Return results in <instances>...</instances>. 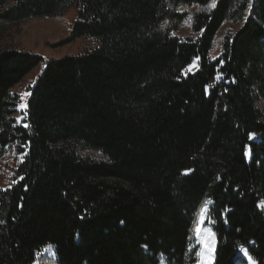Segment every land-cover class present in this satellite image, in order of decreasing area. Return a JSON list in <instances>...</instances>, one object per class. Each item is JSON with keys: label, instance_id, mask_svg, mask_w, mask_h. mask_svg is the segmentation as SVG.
I'll use <instances>...</instances> for the list:
<instances>
[{"label": "trees", "instance_id": "1", "mask_svg": "<svg viewBox=\"0 0 264 264\" xmlns=\"http://www.w3.org/2000/svg\"><path fill=\"white\" fill-rule=\"evenodd\" d=\"M210 3L0 0V27L75 7L63 40L96 43L0 50V264H195L206 199L213 264H245L242 247L264 264V0ZM42 63L24 128L13 88Z\"/></svg>", "mask_w": 264, "mask_h": 264}, {"label": "rangeland", "instance_id": "2", "mask_svg": "<svg viewBox=\"0 0 264 264\" xmlns=\"http://www.w3.org/2000/svg\"><path fill=\"white\" fill-rule=\"evenodd\" d=\"M76 18H77V8L70 7L68 12L64 16H62L59 21L57 20V18H53V17H40V18L28 19L5 27H0V50L6 47L17 48V49L24 48L34 53L41 54L47 59L60 58L67 55L76 54L78 52L86 51V49L96 45V43L93 40L75 39L70 42H67V40H63L67 37L69 33L67 30H65L66 27L64 22L73 23V21ZM53 22H56L55 26H53ZM59 23H62L64 27L63 26L61 27ZM228 27L229 24H224L225 29H228ZM237 28L238 26L233 27L234 30H236ZM42 66L43 63L37 66L34 70H32L26 76V78H24L20 83H18L13 88V92L18 94V98H19L18 104L21 102L20 94L24 92H28L29 85L33 84ZM27 98L28 96L25 99L27 100ZM15 116L17 117L22 116V112L18 111L15 114ZM251 139L256 141L259 140L258 136L254 133L251 134ZM248 154L250 157L251 156L250 151H248ZM13 163H14V158L12 151H11V155L0 158V180H6L5 173L6 171L10 170L11 164ZM262 201H264V198L261 200V202ZM212 206H213V201L212 204L209 206L210 216H211ZM198 212L199 210L197 211V213ZM211 219L212 221H214L212 216ZM214 226H215V221L210 224L207 223L206 221V229H210L211 232L213 233H214ZM194 227H195V221L192 228V234ZM208 239L212 242L211 237H209ZM193 243H195V245H199L198 251L202 249L203 246L200 243H198L194 234H193ZM48 245H46L45 248ZM242 248L248 253V255L251 256L247 247H242ZM242 248L239 249L238 255L244 258V260L246 261L245 264H249L248 257L245 256L244 252L241 251ZM52 252H47V253L49 255H52ZM252 260L256 262L255 259H253V257ZM34 264H39V263L38 261H36ZM161 264H168V263L166 259L162 258ZM255 264H257V262Z\"/></svg>", "mask_w": 264, "mask_h": 264}, {"label": "snow or ice", "instance_id": "3", "mask_svg": "<svg viewBox=\"0 0 264 264\" xmlns=\"http://www.w3.org/2000/svg\"><path fill=\"white\" fill-rule=\"evenodd\" d=\"M215 2L216 0H211V3L209 4V8H212L215 6ZM201 32H203V29H201ZM172 35H175V33H172ZM211 59L216 60L217 57L216 56H211ZM199 60L200 57L196 56L193 57L192 63L190 65H188V67L184 70V74H187V72L191 71L193 68H198L199 67ZM220 63L222 64L223 61L221 60ZM222 77V73H218L216 76V79L219 80ZM208 88H211L212 85H208ZM30 95V93L28 92H24L20 94V103L16 106V111H20L23 112L22 116L17 117V124L21 125L24 128H28L29 125L27 123H23V121L25 120L26 116H27V103H26V97ZM251 139V136L249 137ZM22 148H27L26 144H21L20 145ZM15 154V153H14ZM27 155V151L23 152L22 154L19 155V162L23 163L24 161V156ZM23 177H19L18 180H14L12 181L13 184L18 183L19 180H22ZM9 188H11V185H9ZM8 189H0V191H7ZM212 204V201L209 199H206L203 201L199 212L196 214L195 216V227L193 229V234L196 238V240L198 241V243H200L203 247L200 251H194V246L189 248V252H192L194 254L195 257H198L200 259L195 261V264H204V249H208L209 251L214 250V243H215V234L213 232H211L210 229H206V221L207 223H213L214 221H212L211 216H210V209L209 206ZM262 210H264V201H262L259 205H258ZM0 223H3V221H0ZM211 237L212 243L209 244L208 238ZM146 247V246H145ZM53 246L52 245H48L44 251L45 252H52ZM242 252H244V255L248 257L249 260V264H255V262L252 260V257L250 255H248V253L242 248L241 249ZM53 256L55 255L54 252H52Z\"/></svg>", "mask_w": 264, "mask_h": 264}, {"label": "bare ground", "instance_id": "4", "mask_svg": "<svg viewBox=\"0 0 264 264\" xmlns=\"http://www.w3.org/2000/svg\"><path fill=\"white\" fill-rule=\"evenodd\" d=\"M208 241H209V244L212 243L209 239H208ZM215 245H216V240H215V243H214V250L209 251L208 249H204V257H203L204 264H213Z\"/></svg>", "mask_w": 264, "mask_h": 264}]
</instances>
